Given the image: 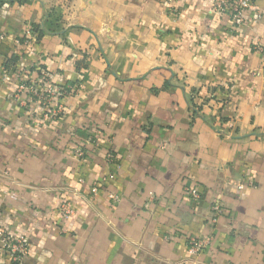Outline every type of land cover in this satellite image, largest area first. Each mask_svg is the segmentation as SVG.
Masks as SVG:
<instances>
[{"label":"crops","instance_id":"0c3cea01","mask_svg":"<svg viewBox=\"0 0 264 264\" xmlns=\"http://www.w3.org/2000/svg\"><path fill=\"white\" fill-rule=\"evenodd\" d=\"M244 19L208 0H0V228L27 237L21 264H264V0ZM43 74L73 90L59 114L25 90ZM187 237L211 239L191 255Z\"/></svg>","mask_w":264,"mask_h":264},{"label":"built area","instance_id":"2783aa9c","mask_svg":"<svg viewBox=\"0 0 264 264\" xmlns=\"http://www.w3.org/2000/svg\"><path fill=\"white\" fill-rule=\"evenodd\" d=\"M211 4L212 10L223 14L227 13L234 26H241L244 24L245 13L250 10L253 5L254 0H208ZM260 19V15L258 13L253 14L252 22H257ZM26 37L30 40L36 37V33L32 29L26 30ZM4 40L3 36H0V42ZM16 43H19L17 40ZM6 71H3L5 74ZM51 78L48 74H43L40 77V84L31 83L29 84L25 90H27L32 96L36 97L43 105L44 108L47 109V115L50 114H59L62 111V106L57 105L56 101L60 95V90H55L51 86ZM22 88V87H21ZM73 91V90H72ZM70 91V92H72ZM69 92V94H70ZM68 94V95H69ZM79 157L83 156V151L78 149L76 151ZM91 194L96 195L98 192V184H93L91 188ZM190 197L195 201H199L200 195L196 189H186L185 190ZM108 198L113 203H118L120 201L119 196L115 194H109ZM212 211L215 213V217L212 219V222L215 223L217 221V215L219 214L217 207H212ZM63 213L65 218H69V216L73 215L74 210L70 205L63 206ZM211 238L198 239L195 237H187V246L188 252L191 255H198L205 249L209 243ZM30 244L27 237L23 234H10L9 232L0 228V253H4L7 259V264H21L24 257L29 254Z\"/></svg>","mask_w":264,"mask_h":264},{"label":"trees","instance_id":"16d2710c","mask_svg":"<svg viewBox=\"0 0 264 264\" xmlns=\"http://www.w3.org/2000/svg\"><path fill=\"white\" fill-rule=\"evenodd\" d=\"M49 17L50 16L48 15L46 24L50 25V30L56 29V28H52V27H58V25H59V22H60L59 19L61 18L59 12H58V15L53 20H50ZM32 30L37 33V38H39L43 34V32L45 31L44 28L41 29V27H37V26H34ZM59 93H60V95H59L57 101H59V100L61 101L63 98H65L66 95L69 94V90L62 88Z\"/></svg>","mask_w":264,"mask_h":264}]
</instances>
